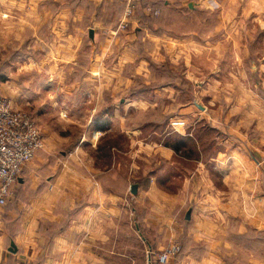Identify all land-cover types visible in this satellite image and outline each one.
<instances>
[{
    "label": "rangeland",
    "instance_id": "obj_1",
    "mask_svg": "<svg viewBox=\"0 0 264 264\" xmlns=\"http://www.w3.org/2000/svg\"><path fill=\"white\" fill-rule=\"evenodd\" d=\"M235 1L134 0L126 12L127 0H0L14 10V28L0 32V99L36 119L58 158L72 163L81 145L86 174L128 186L124 201L151 243L180 247L167 263L191 248L222 264H264V169L247 158L231 169L232 141L222 143L238 116L231 101L249 106L232 80L231 12L221 22L217 13ZM224 117L229 129H212ZM172 218L176 232L159 234Z\"/></svg>",
    "mask_w": 264,
    "mask_h": 264
},
{
    "label": "crops",
    "instance_id": "obj_2",
    "mask_svg": "<svg viewBox=\"0 0 264 264\" xmlns=\"http://www.w3.org/2000/svg\"><path fill=\"white\" fill-rule=\"evenodd\" d=\"M236 1L237 7L230 11L217 9V13L221 22L231 12L230 29L238 49L231 60L236 64L232 80L248 93L249 106L239 110L238 106L246 101L243 103L240 98L231 101L230 113L238 116L231 121V131L225 133L222 140L224 144L228 139L232 141V151H228L224 159L234 169L247 158L248 167L253 163L260 167L257 169L260 172L264 169V0ZM13 15L10 5L0 9V20L8 25L0 27V32L14 28L10 25ZM208 84L213 83L208 80L206 87ZM202 106L200 108L204 109ZM229 121L224 117L211 127L217 131L223 124L227 130ZM93 140L88 142L93 143ZM53 143L44 138L43 147L33 162L23 168L7 204L0 206V264H160L156 255L163 249V243H151L154 239L148 235L149 229L145 230V219L137 216V207L129 211L123 198L128 186L113 191L105 184V174L98 180L91 172L86 174L78 161L80 156H87L80 152H84L83 146L79 145L77 151L72 152L71 157L76 156L78 162L72 159L71 163L69 159L57 157V146ZM149 186L152 194L163 196L155 184ZM143 189L140 187L136 195L141 204L143 200L139 197L144 196ZM150 198L153 207H161L160 198ZM164 202L169 204L170 201ZM174 219L166 221L160 233L158 229L156 232L167 233L169 229L176 232L172 225ZM196 235L200 234L194 233V240ZM164 237L162 241L166 240ZM155 240L160 241L158 236ZM207 253L184 249L167 264H222L211 260Z\"/></svg>",
    "mask_w": 264,
    "mask_h": 264
},
{
    "label": "built area",
    "instance_id": "obj_3",
    "mask_svg": "<svg viewBox=\"0 0 264 264\" xmlns=\"http://www.w3.org/2000/svg\"><path fill=\"white\" fill-rule=\"evenodd\" d=\"M126 12L133 8L127 0ZM127 14V13H126ZM44 139L36 119L23 109L12 106L7 98L0 99V206L7 204L14 185L20 179L23 168L31 162L43 147ZM180 249L167 247L156 255L157 262L167 263ZM151 256V253H149Z\"/></svg>",
    "mask_w": 264,
    "mask_h": 264
},
{
    "label": "water",
    "instance_id": "obj_4",
    "mask_svg": "<svg viewBox=\"0 0 264 264\" xmlns=\"http://www.w3.org/2000/svg\"><path fill=\"white\" fill-rule=\"evenodd\" d=\"M191 4H192V3H190V7L192 6ZM89 32H90V36L93 37V33H94V32H93V29H90ZM132 192H133V193H136V192H137V185H136V184L132 185ZM186 218H187V219L190 218V211L187 212V214H186Z\"/></svg>",
    "mask_w": 264,
    "mask_h": 264
},
{
    "label": "trees",
    "instance_id": "obj_5",
    "mask_svg": "<svg viewBox=\"0 0 264 264\" xmlns=\"http://www.w3.org/2000/svg\"><path fill=\"white\" fill-rule=\"evenodd\" d=\"M185 146L184 144V141L183 142H176L174 145H173V149L175 151H179L181 149V147Z\"/></svg>",
    "mask_w": 264,
    "mask_h": 264
}]
</instances>
